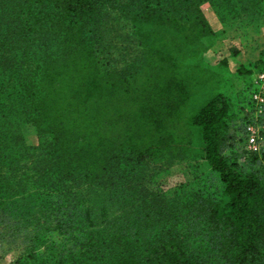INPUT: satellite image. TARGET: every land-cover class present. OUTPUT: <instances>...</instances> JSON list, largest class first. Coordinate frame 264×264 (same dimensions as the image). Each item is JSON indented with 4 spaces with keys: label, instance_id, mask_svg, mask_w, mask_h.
Here are the masks:
<instances>
[{
    "label": "trees",
    "instance_id": "obj_1",
    "mask_svg": "<svg viewBox=\"0 0 264 264\" xmlns=\"http://www.w3.org/2000/svg\"><path fill=\"white\" fill-rule=\"evenodd\" d=\"M263 15L264 0H0V232L24 246L16 264H264V141L243 149L253 83L237 117L226 59L204 58L230 29L249 47ZM111 21L129 33L106 36ZM188 153L217 175L149 189Z\"/></svg>",
    "mask_w": 264,
    "mask_h": 264
},
{
    "label": "rangeland",
    "instance_id": "obj_2",
    "mask_svg": "<svg viewBox=\"0 0 264 264\" xmlns=\"http://www.w3.org/2000/svg\"><path fill=\"white\" fill-rule=\"evenodd\" d=\"M210 6V4H209ZM211 10L213 8L210 6ZM203 9V8H202ZM206 8H204V11ZM204 13V12H203ZM205 15V14H204ZM206 17V16H205ZM264 17V15H263ZM207 19V18H206ZM104 26V25H103ZM107 26V25H106ZM118 27V26H117ZM106 36H116L121 33H129V27L126 25L124 28H117L116 24L111 21L110 26L105 30ZM241 30H228L223 35L213 36L206 38L204 42L208 46L207 51L204 53V58L211 64H216L221 59H226L228 69L230 71L229 76V87H226V94L234 98L233 111L238 117L237 105L235 102L239 98V93L242 89L249 83L254 81L256 71L264 70V64L260 66L251 65L259 57L260 47H264V25H262L259 32L254 34L253 42L247 48H244L242 43L243 36H241ZM124 44L127 42L128 46H132L133 42H130L129 38H123ZM126 39V42H125ZM111 39H109L110 41ZM119 47V45H117ZM115 47L113 42H109L107 49H111L113 52L117 53V56H120V48ZM133 48V47H132ZM238 49L240 51H249L252 55L251 58H248L249 65L246 66L248 69H253V73L249 76H238L236 73L237 66L240 61H243L245 54L241 56L238 60H235L231 55L232 49ZM117 49L119 51L117 52ZM134 50V48H133ZM131 50V51H133ZM135 53V51H133ZM264 57V56H263ZM237 94V95H235ZM26 142L31 145H36L38 143V137L35 131L30 127L26 131ZM150 182L148 184L149 189L160 191L167 196L174 195L181 192L183 189H189L196 185V182L199 178L208 176L217 173L213 171L210 165L206 160L201 159L198 156H194L192 153H188L183 159L176 161L175 163L169 164V166L162 168L159 172L155 173L154 169H151ZM212 171V172H211ZM43 241L45 244H48L53 240H60V236L56 231H49L43 236ZM24 246L21 245L19 240H14L11 236L3 234L0 232V264H16L19 257L24 252ZM45 252L44 246H39L35 250L37 256H41ZM23 262V261H22ZM21 264V263H20ZM22 264H29L28 262H23Z\"/></svg>",
    "mask_w": 264,
    "mask_h": 264
},
{
    "label": "built area",
    "instance_id": "obj_3",
    "mask_svg": "<svg viewBox=\"0 0 264 264\" xmlns=\"http://www.w3.org/2000/svg\"><path fill=\"white\" fill-rule=\"evenodd\" d=\"M253 104L251 117L244 122L245 137L243 149L246 153L258 152L264 141V71L255 73L253 86L248 92Z\"/></svg>",
    "mask_w": 264,
    "mask_h": 264
},
{
    "label": "crops",
    "instance_id": "obj_4",
    "mask_svg": "<svg viewBox=\"0 0 264 264\" xmlns=\"http://www.w3.org/2000/svg\"><path fill=\"white\" fill-rule=\"evenodd\" d=\"M201 8L202 11L204 12L209 24L211 25L212 29L214 31H220L222 29V24L220 22V20L218 19L217 15L215 14V12L213 10H211L210 6H209V3L208 2H204L202 5H201ZM204 8H206V10L204 11ZM243 54L246 55V57L243 56ZM241 56L244 57L243 61H240L239 62V65L240 64H245V63H248V62H251V61H248L249 59L248 58H251V54L247 53V51H240L235 57H233L235 60H238L239 58H241Z\"/></svg>",
    "mask_w": 264,
    "mask_h": 264
}]
</instances>
